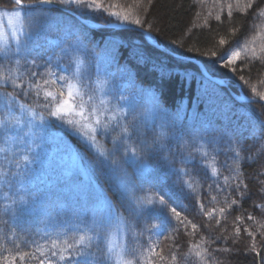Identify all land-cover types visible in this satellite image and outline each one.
Masks as SVG:
<instances>
[{
  "label": "trees",
  "instance_id": "trees-1",
  "mask_svg": "<svg viewBox=\"0 0 264 264\" xmlns=\"http://www.w3.org/2000/svg\"><path fill=\"white\" fill-rule=\"evenodd\" d=\"M98 2L102 5L99 10L62 5L59 0L53 3L74 16L59 9L35 8L28 59H36L41 66L51 61L49 67L54 70L57 65L66 68L74 66L73 61L83 60L85 83L88 76L93 86L97 80L106 81L104 98L111 101L110 106L128 113L129 130L134 124L138 133L123 145L119 144V130L107 136L98 134L93 146L77 131L50 118L31 95L27 100L21 97L38 115L33 119L17 109L21 126L9 125L8 134L0 129V264L4 257L17 256L21 251L39 258L36 246L28 242L44 243L58 231L64 233L66 224L98 222L107 214L108 205L144 232V243L149 236L153 242L159 241L158 250L162 249L169 264H264V101L252 92L253 86L264 92V71H258L259 62L238 61L236 72L219 62L235 41L251 38L254 23L260 32V21L252 10H234L229 18L227 7L221 11V5L234 0ZM14 7L10 0H0V10ZM104 8L129 12L142 23L117 29L115 26L121 24ZM82 21L99 27L89 28ZM145 35L171 55L150 44ZM221 37L229 43L219 45ZM11 47L14 52L15 45ZM212 52L217 55L211 56ZM193 61L224 86L206 78ZM161 69L170 75L162 79ZM241 75L247 83L240 80ZM12 91L11 87H0V106L2 94ZM240 95L249 101L234 98ZM120 96L123 99H118ZM5 116L0 107V120ZM25 122L28 124L23 128ZM29 123L33 124L32 133L42 138L44 158L53 156L48 157L52 165L46 167L49 175L41 185L30 183L24 175L33 164L25 161L34 145L29 142ZM230 147L241 152L238 167ZM132 148L137 153L134 158ZM203 151H207L206 157ZM69 152L75 156L77 169L70 170L63 160ZM126 159L130 163H125ZM62 160L66 167L60 164ZM161 197L165 205L159 203ZM149 198L152 204L147 203ZM138 201L142 208L137 207ZM198 202L203 203V212ZM172 207L197 228L178 226ZM220 208L225 209L223 215ZM213 209V215L208 216ZM249 215L254 218L249 220ZM177 227L178 232L174 231ZM197 250H207L210 259L197 258ZM170 253L177 255V261L170 260ZM16 264H38V260L26 257L20 261L17 257Z\"/></svg>",
  "mask_w": 264,
  "mask_h": 264
},
{
  "label": "snow or ice",
  "instance_id": "snow-or-ice-1",
  "mask_svg": "<svg viewBox=\"0 0 264 264\" xmlns=\"http://www.w3.org/2000/svg\"><path fill=\"white\" fill-rule=\"evenodd\" d=\"M56 0H32L31 3H25V0H14L15 7L6 13L8 16L7 28L11 31L6 33L0 27V87H11L12 92H4L2 110L6 113L5 119L0 120V129L8 134L11 129L9 125L21 126V116L15 115V110L23 114L28 112L34 119L38 114L32 107L21 101L31 95L37 106H42L47 110L50 118L61 124L69 126L72 130L77 131L84 136L91 145L96 146L97 135H109L119 130V144L123 145L131 138L133 134L138 133V127L132 125V131L127 122L128 113L123 112L120 108L112 107L111 101L104 98V85L106 81L95 82L93 86L91 76L87 77L84 71V61L76 60L72 64L74 66L60 68L56 66L54 70L49 67L51 61H48L44 66L37 63L36 59L29 60L30 55V37L33 28V10L40 5H51ZM142 2V0H140ZM59 3L64 5H83L86 8L95 10L101 9L102 5L98 0H59ZM151 4V0H149ZM264 0H234L232 3L221 5V11L227 7V15L232 17L233 11L248 13L249 10L256 15L257 20L260 21V32H256L257 25L252 26L253 35L251 38H245L243 41L237 40L231 49L224 52L220 57L219 62L221 66L230 69L232 72L237 71V62L245 61L249 64L259 62L260 68L258 71H264ZM112 7V6H110ZM110 16L115 17L116 21L121 25H135L140 26L141 20L139 18H132L129 12L126 11H109V8H104ZM211 13H209L210 15ZM3 17H0L2 23ZM216 20L220 21L221 16L217 15ZM235 29H233V35ZM5 35H9L10 39L15 42V51H12L11 44L4 39ZM24 37V40H21ZM229 43L223 37L219 40V45L224 46ZM192 51V49H188ZM216 52H212L211 56L215 57ZM140 59H144L143 55H139ZM23 61V64L21 63ZM15 64L13 68L12 65ZM5 64L8 66L5 67ZM29 65H31L29 67ZM169 73H165L161 69V78H165ZM240 80H244V76H240ZM264 83V81H261ZM52 86H55L53 89ZM252 92L258 97V100L264 101V92H258L256 87H252ZM99 93V95H98ZM118 99H123L120 96ZM43 115H40V120L43 122ZM264 129V125H261ZM264 139V137H262ZM116 144L117 141L113 140ZM119 147V146H118ZM233 152V162L237 164L241 156L239 150L229 148ZM97 152L101 157L105 153L97 147ZM132 157H136V149H131ZM202 155L206 157L207 151H203ZM127 156V150L125 151ZM27 162V158L25 157ZM19 164V161L16 162ZM116 164V161H112ZM125 163H130L125 160ZM227 163V162H226ZM3 173H0L2 175ZM183 175H188L184 172ZM216 170L213 169V176H216ZM229 178L225 177L227 181ZM187 183V182H185ZM247 188V185H245ZM240 189V184L237 183L236 189ZM218 190L223 191L218 185ZM215 200V196L212 197ZM148 204H152L153 200L149 198ZM161 205H165L164 199L159 200ZM236 203L235 200L232 201ZM199 208L203 212L204 205L199 203ZM137 207L142 208L143 204L137 202ZM172 216L177 221L178 226L187 227L191 225L193 229L197 228L196 224L188 220L187 217H182L181 212L175 207L170 209ZM215 210L209 211L208 216H212ZM221 215L224 214L225 209L220 208ZM252 220L254 217L249 215L247 217ZM239 220V217L237 218ZM64 233L57 232L55 237L49 236L44 243L32 240L28 243L34 244L36 250L40 253L38 258L34 253L27 251L18 252L17 256L4 257L3 264H16V259L24 261L26 257L38 260V264H169L165 256L162 254L159 241L153 242L151 236L148 237V242H143L144 232L138 230V226L128 224L127 220L121 216L118 211L113 210L112 205H108L107 214L98 222L91 225L83 223L82 225H64ZM151 233V229H147ZM174 231L178 232L179 227ZM249 236L251 232L244 229ZM74 232L73 236H67L65 233ZM239 233L240 229L237 228ZM163 233H161L162 235ZM64 236V238H61ZM117 237L122 239V242L117 243ZM254 239V237H253ZM19 248V245H16ZM196 249L200 245L193 246ZM254 248V246H253ZM95 249V251L93 250ZM50 255H46V252ZM227 251V249H225ZM170 260L177 261L178 257L175 253H170ZM197 258L204 259L207 257V250L195 252ZM210 259V258H208Z\"/></svg>",
  "mask_w": 264,
  "mask_h": 264
},
{
  "label": "rangeland",
  "instance_id": "rangeland-1",
  "mask_svg": "<svg viewBox=\"0 0 264 264\" xmlns=\"http://www.w3.org/2000/svg\"><path fill=\"white\" fill-rule=\"evenodd\" d=\"M7 12L9 11L0 10V17H3L2 23H0V27H2L3 31H5L6 33H10L11 30L7 28V21H8V16L6 15ZM4 39L7 40L10 44L15 45V42L10 39L9 35H5ZM241 99L243 98L241 97ZM19 114L21 113L19 112ZM23 114H28V112H24ZM27 124L28 123L25 122V124H23V128H26ZM32 127H33V124L29 123L27 127V133L29 136V142L33 143L34 145H32L29 148L30 152H28V154H26L25 157L27 158L28 163H33V164L28 166L29 168H27V171L25 172L24 175H26L30 183L37 181L39 185H41L45 181L43 180L44 176L49 175V170L46 169V167L48 168L50 165H52V164H48V157L52 158L53 156L49 154L47 155L48 156L47 158H44L45 156H43V153L45 151L44 149L45 146L43 145L42 138L41 136L32 133V129H31ZM43 137L46 138L45 135ZM81 137L85 138L82 135ZM63 160L68 162V165L71 166L70 170L78 168L75 156L72 155L70 152L67 155H65ZM63 160L60 161V164L65 166V163L63 162ZM120 242H122V239L120 237H117V243H120Z\"/></svg>",
  "mask_w": 264,
  "mask_h": 264
},
{
  "label": "water",
  "instance_id": "water-1",
  "mask_svg": "<svg viewBox=\"0 0 264 264\" xmlns=\"http://www.w3.org/2000/svg\"><path fill=\"white\" fill-rule=\"evenodd\" d=\"M12 3H14V0H10ZM38 7V6H37ZM42 7H45L44 5L42 6ZM51 7L52 8H58V9H60V10H62V11H65V12H68L66 9H64V8H62V7H59L58 5H54V4H51ZM68 13H70V12H68ZM118 28H122V29H131V27H128V26H125V25H121V26H118ZM147 37V36H146ZM157 49H159L160 51H162V52H164V53H166V54H168V55H171L169 52H167V51H165L163 48H161V47H157ZM173 56V55H172ZM196 65H198L199 66V64L197 63V62H194ZM207 78H209L212 82H218V83H220V84H223V82L222 81H217V80H215V79H211L210 77H208L207 76Z\"/></svg>",
  "mask_w": 264,
  "mask_h": 264
}]
</instances>
